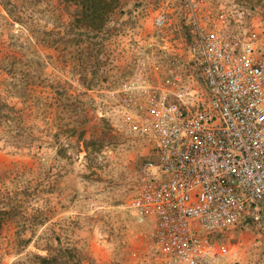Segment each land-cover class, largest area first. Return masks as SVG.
Segmentation results:
<instances>
[{"label": "rangeland", "instance_id": "374dc122", "mask_svg": "<svg viewBox=\"0 0 264 264\" xmlns=\"http://www.w3.org/2000/svg\"><path fill=\"white\" fill-rule=\"evenodd\" d=\"M96 2L92 13L74 0H0V264H38V255L60 264H180L153 250L151 225L129 213L149 151L127 131L116 90L159 53L151 43L171 42L185 57L192 6ZM192 5L203 26L264 37V0ZM222 241L224 264H264V213Z\"/></svg>", "mask_w": 264, "mask_h": 264}, {"label": "built area", "instance_id": "2783aa9c", "mask_svg": "<svg viewBox=\"0 0 264 264\" xmlns=\"http://www.w3.org/2000/svg\"><path fill=\"white\" fill-rule=\"evenodd\" d=\"M185 3L194 31L185 57L151 43L159 53L116 90L127 131L149 151L129 213L169 259L224 264V234L264 213V37L203 26ZM154 22L161 31L165 16ZM184 64L197 74H182Z\"/></svg>", "mask_w": 264, "mask_h": 264}, {"label": "trees", "instance_id": "16d2710c", "mask_svg": "<svg viewBox=\"0 0 264 264\" xmlns=\"http://www.w3.org/2000/svg\"><path fill=\"white\" fill-rule=\"evenodd\" d=\"M74 1L81 7H85V10H90L92 13L94 12L96 13L98 11L97 7L100 5V3L96 2L100 0H74ZM37 258L39 259L38 264H60L58 262L57 257L55 256L45 257L38 255Z\"/></svg>", "mask_w": 264, "mask_h": 264}]
</instances>
